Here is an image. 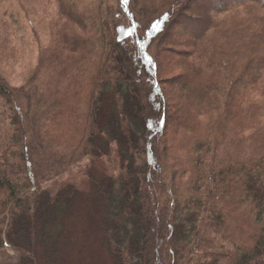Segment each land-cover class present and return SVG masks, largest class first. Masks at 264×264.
Masks as SVG:
<instances>
[{
	"label": "trees",
	"instance_id": "trees-1",
	"mask_svg": "<svg viewBox=\"0 0 264 264\" xmlns=\"http://www.w3.org/2000/svg\"><path fill=\"white\" fill-rule=\"evenodd\" d=\"M112 152L86 197L45 189ZM84 204L109 264H264V0H0L4 264H53Z\"/></svg>",
	"mask_w": 264,
	"mask_h": 264
},
{
	"label": "rangeland",
	"instance_id": "rangeland-1",
	"mask_svg": "<svg viewBox=\"0 0 264 264\" xmlns=\"http://www.w3.org/2000/svg\"><path fill=\"white\" fill-rule=\"evenodd\" d=\"M18 10L20 11V19L16 36L22 44L24 53L14 76L9 78L13 84L24 82L36 67L39 45L45 40L40 26L37 24L36 11L32 5L23 2L22 8L18 6ZM32 29H34V35H38V39L30 44L33 34ZM90 171L95 175L117 174L119 167L116 153L112 152L109 157L101 159L90 167L71 169L58 181L51 182L44 187L51 193H55L62 186L70 184L74 185L86 197L90 191ZM78 209L81 214L70 217L66 221L63 238L56 245L53 264H109L105 249L100 244L98 233L95 225H93L96 223V213L90 208L89 204H84ZM7 258L17 262L16 254L12 250L8 248L0 250V264H4Z\"/></svg>",
	"mask_w": 264,
	"mask_h": 264
}]
</instances>
